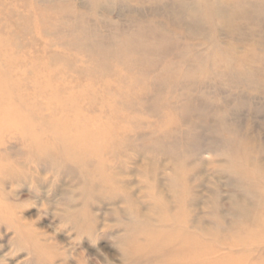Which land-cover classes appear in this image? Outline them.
I'll return each instance as SVG.
<instances>
[{
  "label": "rangeland",
  "instance_id": "374dc122",
  "mask_svg": "<svg viewBox=\"0 0 264 264\" xmlns=\"http://www.w3.org/2000/svg\"><path fill=\"white\" fill-rule=\"evenodd\" d=\"M0 37L24 59L21 90L36 66L58 64L75 90L111 84L119 126L85 168L5 136L0 264H158L168 248L134 261L126 248L136 227L173 228L154 199H174L180 166L199 228L216 207L231 224L235 197L261 203L251 189L264 193V0H0ZM204 242L174 245L166 262L206 264Z\"/></svg>",
  "mask_w": 264,
  "mask_h": 264
},
{
  "label": "bare ground",
  "instance_id": "6f19581e",
  "mask_svg": "<svg viewBox=\"0 0 264 264\" xmlns=\"http://www.w3.org/2000/svg\"><path fill=\"white\" fill-rule=\"evenodd\" d=\"M46 21L47 15L37 24L42 28ZM10 45L7 39L0 37V146L5 136L12 134L22 139L30 152L36 151L47 159L59 161V166L62 162L58 157L66 163L74 162L80 168L87 167L106 146H99L96 142L111 139L112 132L119 128L110 114L117 108L116 100L110 96L111 84H79V89L75 90L63 82V69L58 64L51 67L42 64L36 66L31 86L21 90L25 84L16 76L15 69L24 59ZM44 77L47 79L43 80ZM97 106L102 115L92 117L89 112ZM37 118L41 122L38 123ZM102 159L100 165L104 166ZM10 168L8 163L0 160V177ZM173 188L171 202L158 193V198L154 199L159 223L173 228L156 232L150 227H136L126 248L131 261L142 256L154 258L155 248H168V254L160 258L158 264H169L166 260L178 253L174 245L187 241L191 244L188 247L198 250L204 240L206 264H264L263 192L254 187L251 189L253 195L261 198L260 204L253 203L250 197L239 199L234 196L235 218L231 224L227 223L228 216L216 207L210 214L215 220H207V225L199 228L195 224L201 219L196 220L192 213L193 201L189 196L185 166L175 172ZM171 206L177 211L172 213ZM2 215L0 211V219L4 218ZM183 224L188 225L187 228ZM189 224L199 228L201 234L190 232ZM141 236L147 240L145 245L137 243ZM195 260L198 261L193 259L191 262ZM194 264L198 263L195 261Z\"/></svg>",
  "mask_w": 264,
  "mask_h": 264
}]
</instances>
